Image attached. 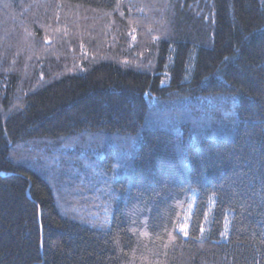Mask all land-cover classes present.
<instances>
[{
	"label": "trees",
	"instance_id": "obj_1",
	"mask_svg": "<svg viewBox=\"0 0 264 264\" xmlns=\"http://www.w3.org/2000/svg\"><path fill=\"white\" fill-rule=\"evenodd\" d=\"M0 264H264V0H0Z\"/></svg>",
	"mask_w": 264,
	"mask_h": 264
}]
</instances>
